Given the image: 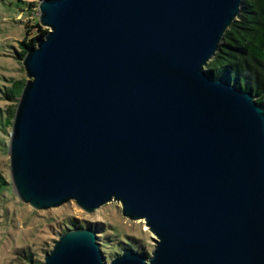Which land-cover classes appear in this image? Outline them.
Returning a JSON list of instances; mask_svg holds the SVG:
<instances>
[{
  "label": "water",
  "instance_id": "95a60500",
  "mask_svg": "<svg viewBox=\"0 0 264 264\" xmlns=\"http://www.w3.org/2000/svg\"><path fill=\"white\" fill-rule=\"evenodd\" d=\"M244 0H42L10 132L35 211L113 202L150 257L69 228L42 264H264V106L206 70Z\"/></svg>",
  "mask_w": 264,
  "mask_h": 264
},
{
  "label": "rangeland",
  "instance_id": "374dc122",
  "mask_svg": "<svg viewBox=\"0 0 264 264\" xmlns=\"http://www.w3.org/2000/svg\"><path fill=\"white\" fill-rule=\"evenodd\" d=\"M41 1L0 0V264H26L21 256L16 255V251L23 248L44 262L45 255L53 249L59 236L73 228L68 225L72 220L78 226L91 230L100 227L97 235L110 237L115 247L110 246L113 249H106L103 253L108 263L128 250L124 245H119L126 242L115 238L113 231L116 228L126 236L122 239H131L138 253L150 257L154 252L155 236L149 232L145 221L132 222L123 217L118 202L101 207L90 215L77 208L74 201L45 212L33 210L13 192L8 154L12 125L8 120L7 108L17 102L7 100L5 92L12 80L27 81L17 51L25 39V30H28V39L37 31L35 22L38 21ZM130 243L127 241L128 246H131Z\"/></svg>",
  "mask_w": 264,
  "mask_h": 264
},
{
  "label": "trees",
  "instance_id": "16d2710c",
  "mask_svg": "<svg viewBox=\"0 0 264 264\" xmlns=\"http://www.w3.org/2000/svg\"><path fill=\"white\" fill-rule=\"evenodd\" d=\"M35 27L37 31L29 39L27 38L28 30H25V39L20 43L17 51L20 61L24 59L27 50L34 47L36 42L47 34L48 29L42 28L38 21L35 22ZM205 68L214 78L222 77L236 84L240 89L252 91L257 103L264 106V0H244L238 19L231 25L213 60ZM26 82L20 79L12 80L11 86L5 92L6 99L18 103ZM17 103L7 108L10 125L15 118ZM68 225L73 228L80 227L73 220ZM92 230L98 234L101 228L96 227ZM113 233L118 241L126 242L119 245L137 252L131 239H122L126 236L122 235L117 228ZM109 238L97 235V241L103 253L106 249L111 250L115 247ZM127 241L131 242V246L127 245ZM16 255L21 256L26 264L43 263L35 258L33 252L25 248L17 250Z\"/></svg>",
  "mask_w": 264,
  "mask_h": 264
}]
</instances>
